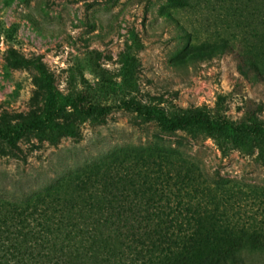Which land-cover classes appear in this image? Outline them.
<instances>
[{"label":"rangeland","instance_id":"374dc122","mask_svg":"<svg viewBox=\"0 0 264 264\" xmlns=\"http://www.w3.org/2000/svg\"><path fill=\"white\" fill-rule=\"evenodd\" d=\"M230 2L0 0V126L42 117L47 110L40 65L55 106L64 108V121L75 129L56 141L27 132L16 151L0 142V204L69 193L90 167L116 164L111 157L120 150L162 142L178 148L203 179L221 178L224 200L218 210L233 224L264 229V162L256 149H233L223 157L203 135L162 132L116 106L133 98L166 115L217 108L231 123L250 109L264 125V82L243 62L252 55L264 68V35L233 38L238 28L229 20ZM240 27L250 28L246 22ZM126 65L129 84L123 78ZM80 94L83 103L109 105L100 122L73 111L69 103ZM254 262L264 264V255L256 253Z\"/></svg>","mask_w":264,"mask_h":264},{"label":"trees","instance_id":"16d2710c","mask_svg":"<svg viewBox=\"0 0 264 264\" xmlns=\"http://www.w3.org/2000/svg\"><path fill=\"white\" fill-rule=\"evenodd\" d=\"M230 1L229 20L234 30L238 28L232 37L264 35V0ZM242 22L249 30L240 27ZM251 47L254 54L256 47ZM243 62L264 82V68L255 57ZM37 68L49 105L42 117L27 116L12 126H0V142L14 151L27 132L50 141L75 134L73 125L64 121V108L55 106L49 77L40 65ZM130 75L126 65L127 84ZM83 101L80 94L69 105L79 118L92 122H100L110 109ZM116 106L143 122H154L162 132L203 135L223 157L233 149H256L257 159L264 162V125L250 109L231 123L217 108L166 115L133 98H122ZM59 117L62 122L54 121ZM118 154L126 159L119 160ZM111 159L117 163L90 167L85 179L70 184L69 193L0 204V264H260L254 255H264V229L237 227L218 210L224 200L219 196L221 178L203 179L178 148L162 142L122 149Z\"/></svg>","mask_w":264,"mask_h":264}]
</instances>
